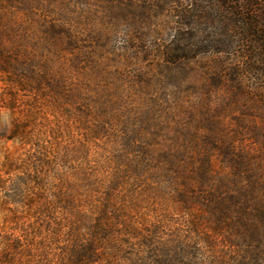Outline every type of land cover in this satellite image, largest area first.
<instances>
[{"label":"rangeland","instance_id":"1","mask_svg":"<svg viewBox=\"0 0 264 264\" xmlns=\"http://www.w3.org/2000/svg\"><path fill=\"white\" fill-rule=\"evenodd\" d=\"M190 3L0 0V264H66L70 245L87 244L96 225L111 230L90 264H131L141 242L125 222L158 225V242L196 254L188 264L249 257L227 244L229 219L239 223L238 215L215 222L199 194L221 180L234 181L225 195L246 187L222 156L229 146L264 188V81L225 54L166 66L154 46L171 40L174 10ZM130 11L138 20L124 19ZM53 26L72 31L78 47ZM29 60L49 63L51 79L58 76L78 99L64 101L27 80L21 64ZM6 61L17 68L5 72ZM19 124L22 136L9 140ZM130 138L153 156L144 170L138 156L120 161V142ZM166 154L175 167L164 164ZM207 158L213 177L205 186L197 172ZM260 196L256 210L264 190Z\"/></svg>","mask_w":264,"mask_h":264},{"label":"trees","instance_id":"2","mask_svg":"<svg viewBox=\"0 0 264 264\" xmlns=\"http://www.w3.org/2000/svg\"><path fill=\"white\" fill-rule=\"evenodd\" d=\"M195 1L197 0H190L191 3L188 6L174 10L172 18L176 20L174 23L176 28L172 30L171 40L166 41V44L162 46H154L157 47L156 51L159 58L166 63V66L178 67L180 65L185 66V63L204 54H225L240 58V62L243 61V68L258 73L263 82L264 2L261 0H205L208 6L200 7L195 5ZM128 18L129 20H138L139 17L130 11L124 19L128 20ZM199 22L200 24H198ZM200 25H204V28L199 27ZM52 29V33L68 40L71 49L78 47L77 38L72 35V31L61 27L56 28V26H53ZM202 33L206 35V38H201ZM142 39L138 37L137 41L141 42ZM3 63L5 72L17 68V64L15 67L12 61ZM14 63L16 62L14 61ZM43 63L45 64L42 62L38 65L35 60H29L21 64L22 71L27 74V80H34L33 82L37 85H47L53 93L64 101H76L78 98L72 94L68 87L64 86L62 79L54 74L51 79V75L48 74L51 71L49 63L45 65ZM166 71H168L167 68ZM236 74L234 73L233 77ZM234 79H232L233 83H235ZM261 98L264 100V96ZM23 130V126L16 125L14 135L10 136L9 140L21 137ZM140 141L135 138L121 141L120 144L124 153L120 154V161L122 163L128 162V157L138 156L142 163L139 162L137 167H142L144 170L147 168L144 163H152L153 156L150 151L140 147ZM210 143L214 144L213 141ZM222 156L234 168V178L246 184V187L240 185L237 192L234 191L225 195V188H228L234 181L228 180V183L225 184V180H221L220 187L218 186L213 192L205 196L199 194V198L206 201L207 205L204 206L209 208L215 222L219 224L228 220L227 216L232 212L238 215L239 223L229 219L231 224L228 226L233 233L230 240H227V244L233 249L244 248L243 253L249 255V257L241 255V259L237 260L238 264H261L260 260L264 258V206L256 210L257 206L254 207L251 204L262 205L260 190L263 191L264 188L262 189L258 183L254 182L255 173L248 168L246 157L233 153L230 146L225 147ZM164 159L165 165L171 168L175 167L173 156L170 157L166 154ZM132 164H134V160ZM202 165L201 171L197 172V181L206 186L213 177L209 158ZM229 192H232V189ZM116 218L120 219L118 216ZM99 224L101 225L102 221ZM122 225H125L124 230L131 231L129 236H135V239L141 242L140 253H133L128 258L131 264H188L186 261H191L196 257L192 250L188 251L183 247L184 244H174L175 242L168 240L158 242L157 239L164 233L156 224L140 226L125 222ZM89 229H92V233L90 232L91 238L86 241L87 244H83L78 239L70 245L71 248L67 250L69 259L66 264H90L99 258L100 248H104L109 236L106 231L111 230V227L107 225L97 227L96 225ZM103 239L106 242L103 243ZM121 242L123 241L121 240Z\"/></svg>","mask_w":264,"mask_h":264}]
</instances>
